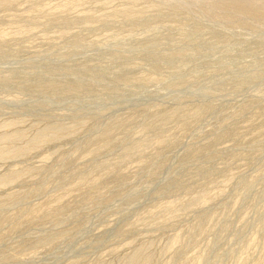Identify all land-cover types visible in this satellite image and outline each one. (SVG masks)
Returning <instances> with one entry per match:
<instances>
[{
    "label": "rangeland",
    "instance_id": "374dc122",
    "mask_svg": "<svg viewBox=\"0 0 264 264\" xmlns=\"http://www.w3.org/2000/svg\"><path fill=\"white\" fill-rule=\"evenodd\" d=\"M0 264H264V0H0Z\"/></svg>",
    "mask_w": 264,
    "mask_h": 264
},
{
    "label": "bare ground",
    "instance_id": "6f19581e",
    "mask_svg": "<svg viewBox=\"0 0 264 264\" xmlns=\"http://www.w3.org/2000/svg\"><path fill=\"white\" fill-rule=\"evenodd\" d=\"M41 135V134H40Z\"/></svg>",
    "mask_w": 264,
    "mask_h": 264
}]
</instances>
